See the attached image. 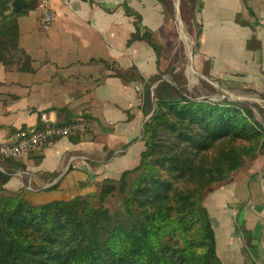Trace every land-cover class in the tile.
<instances>
[{
  "label": "crops",
  "instance_id": "crops-1",
  "mask_svg": "<svg viewBox=\"0 0 264 264\" xmlns=\"http://www.w3.org/2000/svg\"><path fill=\"white\" fill-rule=\"evenodd\" d=\"M6 1L0 0V143L37 128L43 116L63 125L83 114L88 127L1 161L0 191L43 205L94 193L104 180L135 169L160 60L158 49L134 36L163 37L168 0H50L48 28L36 0H23L31 6L21 15ZM195 1L197 59L223 82L238 76L264 89V0ZM211 197L212 206L221 199L231 211L216 218L221 264H264V179H238Z\"/></svg>",
  "mask_w": 264,
  "mask_h": 264
},
{
  "label": "trees",
  "instance_id": "trees-1",
  "mask_svg": "<svg viewBox=\"0 0 264 264\" xmlns=\"http://www.w3.org/2000/svg\"><path fill=\"white\" fill-rule=\"evenodd\" d=\"M6 3L19 15L31 6ZM150 36L134 39L157 51ZM173 97L154 98L139 165L96 192L32 205L0 191V264H221L203 202L256 153L264 129L240 103Z\"/></svg>",
  "mask_w": 264,
  "mask_h": 264
},
{
  "label": "rangeland",
  "instance_id": "rangeland-1",
  "mask_svg": "<svg viewBox=\"0 0 264 264\" xmlns=\"http://www.w3.org/2000/svg\"><path fill=\"white\" fill-rule=\"evenodd\" d=\"M167 3L168 18L171 20L168 30L163 33V37L160 34L150 36L152 43L159 50L160 60L159 73L153 79L154 88L151 92L149 91L152 93L153 100L154 98L167 99L169 95H172L173 98L178 96L192 101L216 104L240 103L252 111L255 120L264 129V89L254 88V84L250 82L238 81L239 77L233 75V79L223 82L219 77L211 75L207 61L203 63L202 59H197L195 52L199 36L198 3L195 0H168ZM153 110L154 106L152 112ZM238 179H264V135L256 153L252 157L245 158L239 169L214 183L211 191L205 196L203 205L209 211L220 249L223 235L216 218L219 211H228V209L230 211V207L227 205L228 209L225 208L221 199H218L219 202L218 200L213 202L216 207L208 201L214 192L225 190L229 183ZM3 181L4 179L0 178V185ZM255 194L256 192L250 193L253 197ZM1 195L10 197L18 194L2 192ZM233 224L235 226V223ZM199 237L200 234L197 231L191 234L193 240H198ZM195 249L201 254V246L196 245Z\"/></svg>",
  "mask_w": 264,
  "mask_h": 264
},
{
  "label": "built area",
  "instance_id": "built-area-1",
  "mask_svg": "<svg viewBox=\"0 0 264 264\" xmlns=\"http://www.w3.org/2000/svg\"><path fill=\"white\" fill-rule=\"evenodd\" d=\"M36 2L41 10L42 25L48 28L53 20L50 0H36ZM87 127L88 121L83 114L77 115L71 122L63 125L50 123L43 116L37 128L21 131L13 140L0 143V162L20 157L24 153L35 151L61 138L75 136Z\"/></svg>",
  "mask_w": 264,
  "mask_h": 264
}]
</instances>
